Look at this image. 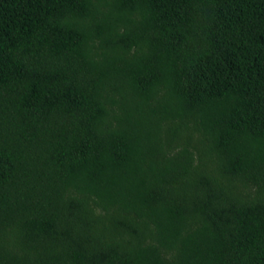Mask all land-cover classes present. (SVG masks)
<instances>
[{"label": "trees", "instance_id": "obj_1", "mask_svg": "<svg viewBox=\"0 0 264 264\" xmlns=\"http://www.w3.org/2000/svg\"><path fill=\"white\" fill-rule=\"evenodd\" d=\"M0 264H264V0H0Z\"/></svg>", "mask_w": 264, "mask_h": 264}]
</instances>
